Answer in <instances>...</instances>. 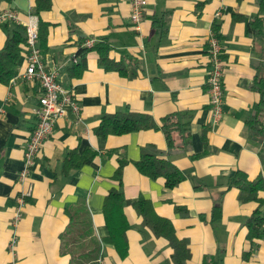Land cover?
I'll return each instance as SVG.
<instances>
[{"label":"crops","instance_id":"1","mask_svg":"<svg viewBox=\"0 0 264 264\" xmlns=\"http://www.w3.org/2000/svg\"><path fill=\"white\" fill-rule=\"evenodd\" d=\"M36 5L37 0H0V11L13 9L20 17L0 23V49L24 22H45L43 59L73 89L80 112L57 118L35 165L21 178L42 91L22 78L24 54L11 81L0 85V264H71L72 254L62 251L71 223L66 209L82 201L103 264H176L169 240L144 225L131 204L124 208L128 254L120 256L105 241L103 204L113 187L128 200L150 199L155 212L171 220L177 236L189 242L185 264H264V235L249 239L246 226L258 203L240 201L239 189L229 186L239 169L251 178L264 177V129L261 139L253 138L247 124L261 99L255 81L264 77V27L248 24L264 14L257 0H148L139 30L131 21L130 0H51L39 12ZM213 32L225 51L223 113L216 122L206 85ZM90 38L110 44L109 56L122 71L106 69L90 50L83 72L69 73ZM129 110L152 115L160 127L107 136L95 132L104 114ZM171 115L187 128L173 133L175 146L162 128ZM71 150L93 151L94 158L66 171ZM144 150H157L185 178L169 188L163 177L143 174L135 162ZM121 160L127 163L120 185L115 174ZM216 205L221 208L213 217Z\"/></svg>","mask_w":264,"mask_h":264},{"label":"trees","instance_id":"2","mask_svg":"<svg viewBox=\"0 0 264 264\" xmlns=\"http://www.w3.org/2000/svg\"><path fill=\"white\" fill-rule=\"evenodd\" d=\"M257 2L260 11L264 13V0H257ZM50 6L51 0H37L36 11L39 12ZM248 24L251 29H253L252 25L255 24L262 31L264 14H257L250 19ZM39 32L40 45L43 47L46 38L45 22L41 21ZM25 45L26 33L24 26H21L19 30L7 37L4 46L0 49V85L8 84L17 73L20 58L25 52ZM110 49V44L105 41L98 42L91 47H81L76 55L78 59L69 69V73L80 75L83 72L87 67L86 54L90 50L98 52L99 64L106 69L122 71L121 64L110 58ZM260 78L255 81L254 88L261 92V99L256 103L253 115L247 120L249 135L257 139H261L264 129V77ZM159 127L158 122L152 115L129 110L104 114L95 132L98 135L107 136L109 134H124ZM162 128L170 146H175L173 133L176 130H187L174 115L163 118ZM94 154L93 151H90L79 155L76 150H71L65 160V170L68 171L91 161ZM126 163L125 160H121L115 174L120 185L123 183V168ZM135 164L143 174L151 178L163 177L166 186L169 188L177 186L185 178L184 173L170 159L158 154L157 150H144ZM229 186L239 189L238 197L240 201H255L258 203L257 208L246 221L248 238L253 239L264 235V197L261 196V192L264 191V177L259 175L251 178L246 171L239 169L231 177ZM127 204H131L137 213L142 216L144 225L149 226L157 236H164L169 240L174 249L172 257L175 263L185 264L191 255L189 242L177 236L171 220L157 214L150 199L139 196L133 200H128L118 187L111 188L104 199L103 212L109 229L105 241L113 244L120 256L124 257L128 254L127 230L130 224L124 212ZM220 208V205H216L213 217L219 215ZM66 211L70 216L71 223L63 233V253L72 254L71 264H100L102 260L100 256L101 244L92 237L93 226L86 203L82 201L75 207H67ZM85 246L89 247L90 250L87 252L76 250L78 247Z\"/></svg>","mask_w":264,"mask_h":264},{"label":"built area","instance_id":"3","mask_svg":"<svg viewBox=\"0 0 264 264\" xmlns=\"http://www.w3.org/2000/svg\"><path fill=\"white\" fill-rule=\"evenodd\" d=\"M148 0H130L131 21L136 30L140 29L145 14ZM20 22L19 14L13 9L0 11V23L4 21ZM26 33L25 52L26 64L22 78L32 84H38L42 94L38 104L33 108L36 117V126L32 130L27 141L24 154V167L20 176L29 175L35 165V159L39 155L46 139L52 134L57 118L66 116L69 111L76 114L80 112V103L71 87H66L59 79L57 69L47 67L43 59V49L40 45L39 23L36 20L24 22ZM95 44V39H87L85 47ZM208 53L210 57V69L206 78V85L210 95V104L214 122L218 121L223 113L224 89L223 80L225 74V51L216 32L211 33L208 39ZM78 57L74 58L75 62ZM31 194V190L27 195ZM14 236L9 242V247L14 249L16 244ZM100 264H103L101 260Z\"/></svg>","mask_w":264,"mask_h":264}]
</instances>
